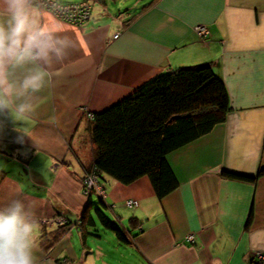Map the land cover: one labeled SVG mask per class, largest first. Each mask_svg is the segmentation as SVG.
<instances>
[{
  "label": "crops",
  "instance_id": "0c3cea01",
  "mask_svg": "<svg viewBox=\"0 0 264 264\" xmlns=\"http://www.w3.org/2000/svg\"><path fill=\"white\" fill-rule=\"evenodd\" d=\"M89 3L82 26L32 5L61 55L47 66L45 87L28 97L31 112H0V207L14 198L32 207L37 264H254L264 253V176L225 173L255 177L264 168V0ZM208 64L224 81L231 110L209 134L168 155L178 188L160 200L147 177L123 185L103 176L105 195H86V112L105 111L161 74ZM93 195L127 243L116 236L94 249ZM61 220L68 230L55 239Z\"/></svg>",
  "mask_w": 264,
  "mask_h": 264
},
{
  "label": "trees",
  "instance_id": "16d2710c",
  "mask_svg": "<svg viewBox=\"0 0 264 264\" xmlns=\"http://www.w3.org/2000/svg\"><path fill=\"white\" fill-rule=\"evenodd\" d=\"M230 110L228 89L210 64L161 74L105 111L92 113L84 144L91 154L87 173L94 174L102 186L103 176L123 185L147 177L162 200L179 186L168 155L209 134L225 122ZM225 175L254 181L264 176V168L255 177ZM96 211L103 227L127 243L124 229L101 208ZM89 220L88 225L95 226L91 216ZM67 225L55 239L67 232Z\"/></svg>",
  "mask_w": 264,
  "mask_h": 264
},
{
  "label": "clouds",
  "instance_id": "9594fccd",
  "mask_svg": "<svg viewBox=\"0 0 264 264\" xmlns=\"http://www.w3.org/2000/svg\"><path fill=\"white\" fill-rule=\"evenodd\" d=\"M32 5L33 0H0V15L6 17L0 22V112H31L28 97L45 87L47 66L61 55L54 30L40 23ZM24 69L22 78H13ZM34 217L21 198L0 207V264H37Z\"/></svg>",
  "mask_w": 264,
  "mask_h": 264
},
{
  "label": "built area",
  "instance_id": "2783aa9c",
  "mask_svg": "<svg viewBox=\"0 0 264 264\" xmlns=\"http://www.w3.org/2000/svg\"><path fill=\"white\" fill-rule=\"evenodd\" d=\"M34 4L41 9L52 12L57 18L63 20L65 22L82 26L87 23L92 15V6L88 1H66L61 2L58 0H33ZM197 33L206 38L208 34V30L205 26H199L197 29ZM115 37H118L116 35ZM86 116L88 120L93 118L92 112H86ZM93 180H97V177L94 174H88L86 178L83 180V190L86 195H90L95 192L99 197H103L105 195V188L100 183V187H96L93 184ZM126 205L130 208L138 205L137 201L128 200L126 201ZM61 226L66 225V221H60ZM187 241L195 242L196 236L193 233H190L186 236ZM254 264H264V253L257 252L254 256Z\"/></svg>",
  "mask_w": 264,
  "mask_h": 264
},
{
  "label": "rangeland",
  "instance_id": "374dc122",
  "mask_svg": "<svg viewBox=\"0 0 264 264\" xmlns=\"http://www.w3.org/2000/svg\"><path fill=\"white\" fill-rule=\"evenodd\" d=\"M59 1H69V0H59ZM72 1H78V2H81V1H85V0H72ZM86 1H88V2H93V0H86ZM33 4H34V2H33ZM123 10V9H122ZM85 154H87L88 156H89V150H86L85 151ZM88 175V173L86 174V176ZM85 176V177H86ZM93 182V184L96 186V187H100L101 185L99 184V182H97V180H93L92 181ZM100 185V186H99ZM105 188V187H104ZM94 196V195H93ZM94 198V201H95V203H97L98 204V206H99V208H101L103 211H104V213L108 216V218L109 219H111V220H113L117 225H119L118 224V221L115 219V216L112 214V211H111V209L107 206V205H104L105 207H103L99 202H98V200H97V198L94 196L93 197ZM108 203V205H110V203L109 202H107ZM93 213H94V218H95V221L97 222V227L96 228H91V231H89L90 232V236H93L95 239H93L92 237L89 239L90 240V242H94V244H93V247H94V249L95 250H97L98 249V247H97V244L98 243H100L101 242V244L104 242V240H106V242L108 243L109 241H112V238H116V234L114 233V232H112V231H110V230H106L104 227H103V225H102V223L100 222V220H99V218H98V216H97V211L96 210H94L93 211ZM62 224V223H61ZM65 226V225H64ZM100 236H102L103 238L102 239H99V238H97V237H100ZM94 240V241H93ZM95 255V252H94V254H92V255H90V257H92V256H94ZM96 255H97V252H96ZM97 257V256H96ZM253 263H254V260H253Z\"/></svg>",
  "mask_w": 264,
  "mask_h": 264
}]
</instances>
